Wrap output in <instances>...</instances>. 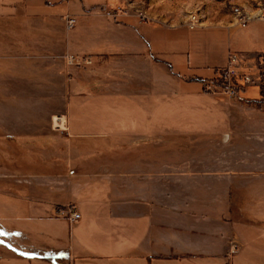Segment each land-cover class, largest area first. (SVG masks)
Instances as JSON below:
<instances>
[{
    "label": "crops",
    "instance_id": "crops-1",
    "mask_svg": "<svg viewBox=\"0 0 264 264\" xmlns=\"http://www.w3.org/2000/svg\"><path fill=\"white\" fill-rule=\"evenodd\" d=\"M111 11L109 0H0V264H264V195L251 191L262 182L245 186L242 202H206L198 190L167 206L157 158L181 149L112 123L73 125L69 109L72 99L102 108L109 94L144 106L157 76L173 82L169 94L205 95L203 81L229 52L264 53V21L189 29ZM38 78L52 81L56 104L28 99L42 92ZM29 108H51L50 121L24 116ZM59 143L64 152L46 156ZM67 206L79 221L56 212Z\"/></svg>",
    "mask_w": 264,
    "mask_h": 264
},
{
    "label": "rangeland",
    "instance_id": "rangeland-1",
    "mask_svg": "<svg viewBox=\"0 0 264 264\" xmlns=\"http://www.w3.org/2000/svg\"><path fill=\"white\" fill-rule=\"evenodd\" d=\"M109 8L145 14L166 25H186L189 17L195 14L200 19L199 26L233 29L245 21L260 20L264 16V0H109ZM72 35L71 32L70 37ZM37 81L42 85V92L27 93L28 99L41 97L44 104H56L58 94L49 91L52 81L49 78ZM154 90L156 96L150 97L144 106L139 104L140 100L121 94L106 95L107 102L99 109L91 104L77 107L72 99L69 105L72 123H89L90 129L96 132L105 130L101 124L112 123L116 131L128 134L144 131L156 144L161 140L172 151L181 149L172 152L170 157L157 158V170L166 163V172L157 175L156 184L160 187L157 198L163 200L165 197L169 202L167 206L195 201L198 190L204 192L206 202L231 194L238 203L242 202L244 191H250L245 186L262 182L264 187V100L238 103L219 100L206 93L169 94L173 91V82L164 83L158 76ZM255 92L251 89L246 96H254ZM5 111L8 110L0 107V117ZM13 113L19 115L17 110ZM22 113L26 117L37 116L50 121L52 109L29 108ZM94 122L100 123L96 126ZM64 148L65 145L59 143L57 152L50 150L45 154L52 157L64 152ZM161 184L171 185L162 189ZM251 191L257 198L264 195V189L259 187ZM232 247L230 245V255H234Z\"/></svg>",
    "mask_w": 264,
    "mask_h": 264
},
{
    "label": "built area",
    "instance_id": "built-area-1",
    "mask_svg": "<svg viewBox=\"0 0 264 264\" xmlns=\"http://www.w3.org/2000/svg\"><path fill=\"white\" fill-rule=\"evenodd\" d=\"M260 20L264 21V16ZM247 23L248 21H245L241 26L244 27ZM75 24L74 18L67 19L68 29L74 28ZM199 24V17L193 14L186 25L189 29H195ZM68 62L73 65L76 60L69 57ZM203 89L206 94L219 100L260 103L264 100V53L229 52L227 65L218 68L212 77L205 79ZM251 89L256 90V94L247 97ZM53 128L60 130V127H55L54 124ZM56 212L68 217L72 223L81 219L74 206L57 208ZM237 250V246H233L231 253L235 254Z\"/></svg>",
    "mask_w": 264,
    "mask_h": 264
},
{
    "label": "bare ground",
    "instance_id": "bare-ground-1",
    "mask_svg": "<svg viewBox=\"0 0 264 264\" xmlns=\"http://www.w3.org/2000/svg\"><path fill=\"white\" fill-rule=\"evenodd\" d=\"M64 117L58 119V120H61L63 119ZM65 119V118H64ZM58 120L56 121V124H54L55 127H60V129L62 128V125L58 123Z\"/></svg>",
    "mask_w": 264,
    "mask_h": 264
}]
</instances>
